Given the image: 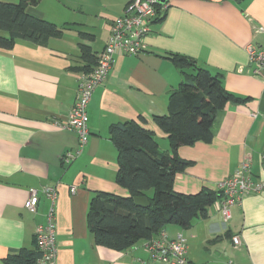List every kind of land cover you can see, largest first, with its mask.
Masks as SVG:
<instances>
[{
    "label": "crops",
    "instance_id": "0c3cea01",
    "mask_svg": "<svg viewBox=\"0 0 264 264\" xmlns=\"http://www.w3.org/2000/svg\"><path fill=\"white\" fill-rule=\"evenodd\" d=\"M76 1L67 4L74 8ZM128 1L83 0L86 15L69 19L65 2L41 0L27 11L59 25H79L46 46L18 41L11 49L0 47V264L12 250L36 247V226L45 222L50 201L40 192L36 212L24 202L31 187L48 185L58 186V264H172L153 260L144 239L125 250L98 245L87 223L94 193L129 195L116 179L118 151L110 126L135 119L154 131L159 146L160 139L169 141L153 117L167 113L169 90L185 79L170 54L221 73L228 91L248 98L216 113L211 142L179 148V155L194 164L176 175L175 190L217 189L245 159L251 161L253 181L264 184V73L254 72L246 49L249 43L264 46V0H170L164 19L144 37L142 52H115L88 105L89 141L72 163L62 162L78 144L77 134L60 126L67 124L83 73L70 67L85 65L81 42L97 55L103 51L113 20ZM78 29L94 37L84 39ZM165 145L169 150L170 142ZM166 231L187 239V264H264V188L234 205L227 222L215 202L189 227L171 224ZM234 235L241 237L239 245Z\"/></svg>",
    "mask_w": 264,
    "mask_h": 264
},
{
    "label": "trees",
    "instance_id": "16d2710c",
    "mask_svg": "<svg viewBox=\"0 0 264 264\" xmlns=\"http://www.w3.org/2000/svg\"><path fill=\"white\" fill-rule=\"evenodd\" d=\"M40 1L0 0L1 48L11 49L18 41L46 46L51 39L61 38L66 30L79 25L66 22L60 26L27 11L30 5ZM166 10L167 6L154 22L162 21ZM78 31L84 39L94 37L89 32ZM80 47L85 65L70 69L90 73L99 55L89 44L81 42ZM168 57L185 77L177 87L169 90L167 113L153 117L168 135L170 149H161L154 131L135 119L110 126V137L118 151L116 179L120 186L128 189L129 195L97 191L92 196L87 223L98 245L125 250L142 239L157 236L171 224L189 227L195 218L207 216L208 208L221 198L218 189L203 188L190 194L175 190L176 175L194 164L193 160L179 155V148L198 141L211 142L216 113L228 103H245L248 98L228 91L221 73L200 66L194 59L181 54ZM151 189L153 194L149 195ZM141 195L149 198V207L135 203L134 197ZM40 255L37 245L35 248L23 246L10 251L1 264H36Z\"/></svg>",
    "mask_w": 264,
    "mask_h": 264
},
{
    "label": "built area",
    "instance_id": "2783aa9c",
    "mask_svg": "<svg viewBox=\"0 0 264 264\" xmlns=\"http://www.w3.org/2000/svg\"><path fill=\"white\" fill-rule=\"evenodd\" d=\"M159 0H129L122 15L115 17L111 24L108 42L101 53L98 63L90 73H82L79 84V95L69 113L67 124L60 126L74 131L78 137L76 148L67 150L61 157L64 164L72 163L84 150L89 141L90 130L88 128V105L97 85L102 83L114 61L117 50L125 53L137 54L144 48V37L152 30V24L157 17L163 14L166 8ZM161 10V11H160ZM246 49L250 55V61L254 65L256 74L264 73V46H256L249 43ZM262 166L264 168V151L262 152ZM263 183H256L251 177V161L245 159L240 167L231 175L217 183V189L221 191V198L217 199L218 208L227 222L232 214V207L239 204L243 197L252 191H260ZM76 192V186H72ZM50 201L46 214V220L36 226V245L40 250V258L36 264H58V247L56 242V204L58 198V186L48 185L41 190L36 187L29 189L28 198L24 207L36 212L39 203V194ZM232 241L235 245L241 243V237L234 235ZM145 248L151 253L155 261L169 262L172 264H187V239L181 233L171 236L166 228L157 236L144 240Z\"/></svg>",
    "mask_w": 264,
    "mask_h": 264
},
{
    "label": "rangeland",
    "instance_id": "374dc122",
    "mask_svg": "<svg viewBox=\"0 0 264 264\" xmlns=\"http://www.w3.org/2000/svg\"><path fill=\"white\" fill-rule=\"evenodd\" d=\"M2 1H4V0H2ZM53 1H57V0H53ZM62 2H65V4L67 5V6H69L71 9H67V13H68V15H69V19H78L79 17H77V16H81V15H84L83 13H82V10H81V5H82V1L83 0H77L75 3H73L72 5L74 6V8L72 7V6H70V5H68L67 4V2L68 1H70V0H61ZM162 4H165L166 6H167V4L166 3H162ZM89 5V4H88ZM88 5H86V6H88ZM84 6V5H83ZM91 10H87V13L88 12H90ZM83 12H85V10L83 11ZM88 14H90V13H88ZM86 15V14H85ZM50 20V19H49ZM51 21H53V20H51ZM70 22V21H69ZM56 23V22H55ZM59 25V24H58ZM60 26H62V25H60ZM159 140V139H158ZM165 143L168 145V147H169V141L168 140H165V142H164V140H161L160 139V144H161V149H163L164 150V146H166L165 145ZM148 194L149 195H152L153 194V190L151 189V190H149L148 191ZM217 201V200H216ZM37 211V210H36Z\"/></svg>",
    "mask_w": 264,
    "mask_h": 264
},
{
    "label": "water",
    "instance_id": "95a60500",
    "mask_svg": "<svg viewBox=\"0 0 264 264\" xmlns=\"http://www.w3.org/2000/svg\"><path fill=\"white\" fill-rule=\"evenodd\" d=\"M161 3H168L170 0H159ZM243 0H238V2H241ZM135 203L138 206H142V207H149L150 206V200L146 195H141V196H136L134 197Z\"/></svg>",
    "mask_w": 264,
    "mask_h": 264
}]
</instances>
